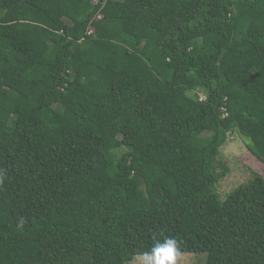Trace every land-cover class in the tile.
Masks as SVG:
<instances>
[{
    "label": "trees",
    "instance_id": "1",
    "mask_svg": "<svg viewBox=\"0 0 264 264\" xmlns=\"http://www.w3.org/2000/svg\"><path fill=\"white\" fill-rule=\"evenodd\" d=\"M230 133L264 166V0H0V264H264Z\"/></svg>",
    "mask_w": 264,
    "mask_h": 264
},
{
    "label": "rangeland",
    "instance_id": "2",
    "mask_svg": "<svg viewBox=\"0 0 264 264\" xmlns=\"http://www.w3.org/2000/svg\"><path fill=\"white\" fill-rule=\"evenodd\" d=\"M213 171L219 176L216 191L221 199L254 174L264 179L263 164L248 152L244 141L235 133H230L227 142L219 149L213 162ZM140 257L137 256L131 264H140ZM176 264H205V254H177Z\"/></svg>",
    "mask_w": 264,
    "mask_h": 264
},
{
    "label": "clouds",
    "instance_id": "3",
    "mask_svg": "<svg viewBox=\"0 0 264 264\" xmlns=\"http://www.w3.org/2000/svg\"><path fill=\"white\" fill-rule=\"evenodd\" d=\"M177 244L172 237L155 241L151 250L140 257V264H176Z\"/></svg>",
    "mask_w": 264,
    "mask_h": 264
}]
</instances>
